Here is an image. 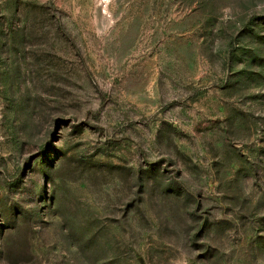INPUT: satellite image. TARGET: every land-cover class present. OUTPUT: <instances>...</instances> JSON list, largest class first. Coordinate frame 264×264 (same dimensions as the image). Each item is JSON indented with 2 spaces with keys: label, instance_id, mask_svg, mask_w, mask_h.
<instances>
[{
  "label": "rangeland",
  "instance_id": "1",
  "mask_svg": "<svg viewBox=\"0 0 264 264\" xmlns=\"http://www.w3.org/2000/svg\"><path fill=\"white\" fill-rule=\"evenodd\" d=\"M0 264H264V0H0Z\"/></svg>",
  "mask_w": 264,
  "mask_h": 264
}]
</instances>
